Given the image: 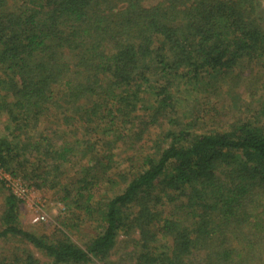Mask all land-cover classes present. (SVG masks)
Masks as SVG:
<instances>
[{
	"label": "trees",
	"instance_id": "1",
	"mask_svg": "<svg viewBox=\"0 0 264 264\" xmlns=\"http://www.w3.org/2000/svg\"><path fill=\"white\" fill-rule=\"evenodd\" d=\"M146 1L0 0V167L94 229L36 235L7 191L0 264H264L261 0Z\"/></svg>",
	"mask_w": 264,
	"mask_h": 264
},
{
	"label": "rangeland",
	"instance_id": "2",
	"mask_svg": "<svg viewBox=\"0 0 264 264\" xmlns=\"http://www.w3.org/2000/svg\"><path fill=\"white\" fill-rule=\"evenodd\" d=\"M154 0H147L145 2L146 5L152 4ZM260 11L263 13L264 16V0L260 1ZM256 78H261V80H264V74H257L255 76ZM258 82V80H257ZM237 91L244 92L242 88H238ZM243 99L237 100V105H242ZM259 105V104H258ZM256 105L255 108L258 106ZM261 107V106H260ZM222 111V115L228 114L223 109H219ZM195 112L199 114L200 116H203L201 113V109H196ZM210 112L206 113L204 116L206 119H208V115ZM212 115V114H211ZM264 121V115L260 119ZM208 123H204L207 129H212L215 127V125H211V122L209 123V120H206ZM202 124V121L199 122V125ZM126 145L122 144L120 147L121 149L116 150V154L114 156V166H122L125 167V165L128 163L127 156H131L132 153L138 154L137 150H149V147L151 146V142L144 141L143 146L134 145L130 148L129 151L126 152ZM135 162H140L139 159L133 158ZM135 163V164H137ZM131 164V162H130ZM5 173L10 175L9 184L8 186L6 184L0 183V213L3 208V200L4 195L7 191L12 193V190L16 189L19 185L23 186L28 191V198L26 201H20L19 202V218L21 227L25 230L31 231L35 233L36 235L44 236L47 238L52 239H58L63 237V233H65L70 239L74 242H77L79 244H84L86 240L90 237L91 234H93V228L91 227L90 223H88L85 219H87L86 216L81 215H68L63 212V205L58 201L54 190H35L32 188H29L22 180H20L17 177L12 176L8 171L4 169ZM131 177V175H130ZM119 187L115 188V191H119ZM107 190V189H106ZM110 191V190H109ZM114 190H112L113 192ZM111 192V191H110ZM13 194V193H12ZM17 198V197H16ZM41 210V211H38ZM38 214H42L45 219L35 221V218ZM66 223L68 226L65 227L64 230H60V224ZM123 237L120 239L122 240ZM126 240V239H123ZM15 242H17L15 244ZM16 245H21L18 241L14 240H2L0 239V255L5 254L6 252H9L13 249V247H16ZM124 243L120 241L118 243V246L116 247V250L112 254V260L118 261L123 255L125 254L126 250H129V248L123 247ZM32 249L36 256L39 257L40 261L43 262L45 259L41 256V254L33 247L29 248Z\"/></svg>",
	"mask_w": 264,
	"mask_h": 264
},
{
	"label": "built area",
	"instance_id": "3",
	"mask_svg": "<svg viewBox=\"0 0 264 264\" xmlns=\"http://www.w3.org/2000/svg\"><path fill=\"white\" fill-rule=\"evenodd\" d=\"M10 175L6 174L4 169L0 167V183H4L8 186L9 184ZM12 193L17 197L19 200L26 201L28 198V191L23 186L19 185L16 189L12 190ZM41 211V210H38ZM45 217L42 214H38L35 218V221L44 220Z\"/></svg>",
	"mask_w": 264,
	"mask_h": 264
}]
</instances>
